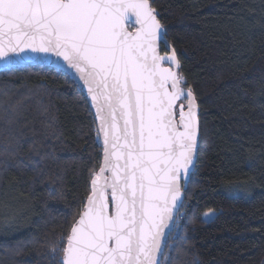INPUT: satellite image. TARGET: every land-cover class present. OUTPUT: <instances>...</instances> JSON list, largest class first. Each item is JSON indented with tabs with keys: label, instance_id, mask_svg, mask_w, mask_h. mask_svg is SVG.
I'll return each mask as SVG.
<instances>
[{
	"label": "trees",
	"instance_id": "16d2710c",
	"mask_svg": "<svg viewBox=\"0 0 264 264\" xmlns=\"http://www.w3.org/2000/svg\"><path fill=\"white\" fill-rule=\"evenodd\" d=\"M151 2L201 125L161 264H264V0ZM51 69L0 70V264H59L102 163L83 92Z\"/></svg>",
	"mask_w": 264,
	"mask_h": 264
},
{
	"label": "snow or ice",
	"instance_id": "6c2138e0",
	"mask_svg": "<svg viewBox=\"0 0 264 264\" xmlns=\"http://www.w3.org/2000/svg\"><path fill=\"white\" fill-rule=\"evenodd\" d=\"M157 15L151 0H0V64H50L60 74L62 61L83 82L99 122L102 163L55 241L59 264H161L201 125Z\"/></svg>",
	"mask_w": 264,
	"mask_h": 264
},
{
	"label": "water",
	"instance_id": "95a60500",
	"mask_svg": "<svg viewBox=\"0 0 264 264\" xmlns=\"http://www.w3.org/2000/svg\"><path fill=\"white\" fill-rule=\"evenodd\" d=\"M130 25H132L134 28L132 29V30H129L130 32H134L135 31V28L136 27H138V25H136V24H134V23H130ZM126 27H127V24H126ZM128 28V27H127ZM167 49V48H166ZM167 51H169V49H167ZM161 55H164V54H161ZM34 64H38V63H32V64H28V63H21V64H17V65H15L14 67H17V66H25V65H34ZM38 65H40V64H38ZM45 65H48V66H51V67H53L52 65H50V64H45ZM61 66H62V68H63V72H65L66 74H68L73 80H75V82L77 83V85H78V87L80 88V90L83 92V94H84V96H85V98H86V101L88 102V104H89V107H90V110H91V112H92V115H93V118H94V121H95V125H96V128H97V126H98V120H96V118H95V108L93 107V105H92V102H91V98H90V96H89V94L87 93V89H86V87L84 86V84H83V82L78 78V74H76L72 69H69V68H66V67H63V62L61 61ZM165 67H171V65H168V64H165ZM1 69H6L4 66H3V64H0V70ZM183 87V86H182ZM185 88V87H184ZM186 89V88H185ZM100 142H101V145H102V137H101V139H100ZM196 160H197V157H196V159H195V164H196ZM193 170H194V168H193ZM192 170V171H193ZM106 175H107V173H106ZM188 184V182L185 184L184 182H182L181 183V187H182V194H183V190L186 188V185ZM177 213H178V211H176L175 213H174V215H175V217L177 216ZM175 222V221H174ZM173 225H174V223H173ZM173 225L167 230V232H168V237L167 238H165L164 239V245H165V247H166V244H167V241H168V238H169V235H170V233H171V231H172V228H173ZM164 250H165V248H164ZM162 258V257H161Z\"/></svg>",
	"mask_w": 264,
	"mask_h": 264
},
{
	"label": "built area",
	"instance_id": "2783aa9c",
	"mask_svg": "<svg viewBox=\"0 0 264 264\" xmlns=\"http://www.w3.org/2000/svg\"><path fill=\"white\" fill-rule=\"evenodd\" d=\"M172 230H173V228H172ZM171 232H172V231H171ZM175 236H176V235L173 234V235H172V238H175Z\"/></svg>",
	"mask_w": 264,
	"mask_h": 264
},
{
	"label": "rangeland",
	"instance_id": "374dc122",
	"mask_svg": "<svg viewBox=\"0 0 264 264\" xmlns=\"http://www.w3.org/2000/svg\"><path fill=\"white\" fill-rule=\"evenodd\" d=\"M208 212V211H207ZM211 217V216H210ZM209 218V217H208Z\"/></svg>",
	"mask_w": 264,
	"mask_h": 264
}]
</instances>
